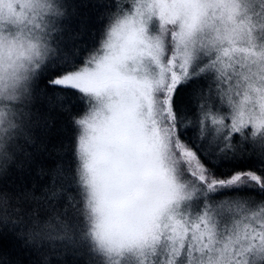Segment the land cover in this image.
<instances>
[{
	"label": "snow or ice",
	"instance_id": "1",
	"mask_svg": "<svg viewBox=\"0 0 264 264\" xmlns=\"http://www.w3.org/2000/svg\"><path fill=\"white\" fill-rule=\"evenodd\" d=\"M103 7L94 43L70 56L67 0H0V171L31 142L38 91L82 105H60L72 159L40 196L0 190V224L20 228L38 264L68 251L88 264H264V0Z\"/></svg>",
	"mask_w": 264,
	"mask_h": 264
},
{
	"label": "trees",
	"instance_id": "2",
	"mask_svg": "<svg viewBox=\"0 0 264 264\" xmlns=\"http://www.w3.org/2000/svg\"><path fill=\"white\" fill-rule=\"evenodd\" d=\"M66 11V18L62 21V47L71 56L80 45L89 46L94 43L92 36L102 26L100 17L105 9L103 0H67ZM70 36L73 39H69ZM65 95L62 101L53 99L50 102L47 96L37 92L31 105V142L20 140L21 151L6 170L0 171V190H27L40 196L44 188L51 184L50 170L55 164L62 159H72L70 146L74 139L73 123L67 113L60 111V105H71L74 113L82 105L79 102L73 103L74 92L69 91ZM185 96V93H181V99ZM65 145L69 146V150L61 156L57 149L62 150ZM60 206L63 207V201ZM19 231L20 228L14 227L11 222L0 224V259L4 264H38L41 255L33 247L25 246L26 238H20L17 235ZM41 251L46 254L48 249ZM51 264H88V257L68 251L60 259L52 256Z\"/></svg>",
	"mask_w": 264,
	"mask_h": 264
}]
</instances>
